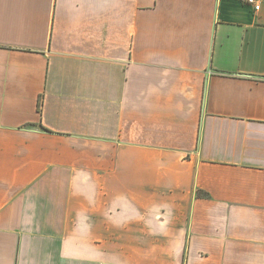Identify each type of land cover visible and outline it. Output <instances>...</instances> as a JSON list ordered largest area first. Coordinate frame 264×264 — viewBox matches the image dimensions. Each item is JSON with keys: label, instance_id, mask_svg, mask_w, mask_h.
Wrapping results in <instances>:
<instances>
[{"label": "crops", "instance_id": "crops-1", "mask_svg": "<svg viewBox=\"0 0 264 264\" xmlns=\"http://www.w3.org/2000/svg\"><path fill=\"white\" fill-rule=\"evenodd\" d=\"M0 264H264V1L0 0Z\"/></svg>", "mask_w": 264, "mask_h": 264}, {"label": "built area", "instance_id": "built-area-1", "mask_svg": "<svg viewBox=\"0 0 264 264\" xmlns=\"http://www.w3.org/2000/svg\"><path fill=\"white\" fill-rule=\"evenodd\" d=\"M243 2L253 5L254 6V10H258L260 8L261 3L264 0H242Z\"/></svg>", "mask_w": 264, "mask_h": 264}, {"label": "trees", "instance_id": "trees-1", "mask_svg": "<svg viewBox=\"0 0 264 264\" xmlns=\"http://www.w3.org/2000/svg\"><path fill=\"white\" fill-rule=\"evenodd\" d=\"M41 105H42V102H41V99L39 98L38 99V102H37V111L40 113L41 111Z\"/></svg>", "mask_w": 264, "mask_h": 264}]
</instances>
